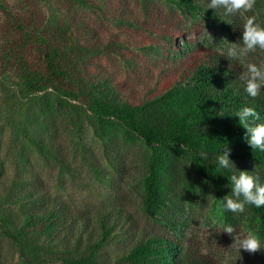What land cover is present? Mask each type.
I'll return each mask as SVG.
<instances>
[{
	"label": "trees",
	"instance_id": "1",
	"mask_svg": "<svg viewBox=\"0 0 264 264\" xmlns=\"http://www.w3.org/2000/svg\"><path fill=\"white\" fill-rule=\"evenodd\" d=\"M18 1L22 7L16 5L0 24V122L12 129L10 143L17 152L28 146L66 167L60 130L88 128L102 144V159L94 153L85 159L96 176L107 172L104 161L109 171L120 167L127 143L139 145L131 161L138 172L133 192L154 223V229L140 230L136 215L120 205L75 211L50 203L31 180L16 174L10 183L0 182V233L17 248L22 264H223L187 248L178 231L179 212L203 193L214 197L223 219L246 224L264 243V207L247 205L244 213H232L222 200L231 194L228 179L239 171L254 172L264 184V151L250 147L236 117L248 106L260 114L256 123H264V91L256 98L247 94L238 61L190 45L183 60L169 30L174 26L161 22L157 29L174 52L173 65H149L144 86L150 92L135 99L121 80L87 65L95 56L119 53L78 15L93 9L89 0ZM148 1L141 0L146 18ZM166 1L185 17L222 26L241 18L208 9L210 0ZM262 10L264 0H256L248 14ZM108 14L119 29H151L124 0L113 1ZM146 42L141 52L153 46ZM226 147L235 165L230 169L216 160ZM2 168L0 160V174ZM114 244L116 251H110Z\"/></svg>",
	"mask_w": 264,
	"mask_h": 264
},
{
	"label": "rangeland",
	"instance_id": "2",
	"mask_svg": "<svg viewBox=\"0 0 264 264\" xmlns=\"http://www.w3.org/2000/svg\"><path fill=\"white\" fill-rule=\"evenodd\" d=\"M89 1L93 9H83L78 15L95 27L94 30L102 42L113 44L112 47H116L120 54L98 55L89 60L87 65L95 70L102 69L121 80L124 83L123 89L127 92L126 95L135 99L147 96L150 92L144 86V78L150 73L148 71L150 67L155 64L153 69H161L164 65H173L174 52L159 35L161 29H157L161 22L168 21L174 26L175 29L169 30L176 33L177 53L182 54L184 60L188 59L184 52L185 45H190L192 50L199 52L215 49L220 53H226L229 43L242 41L243 25L246 18L250 16L248 13L240 15L238 23L222 26L205 17L199 19L185 17L166 0H149L147 2L149 18H146L141 0H124L130 10L142 21L147 19L146 26L151 29H119L108 17V12L115 0ZM27 3L29 4V1ZM16 5L21 6V1L0 0V24L6 18V13L11 12ZM255 16L257 22L264 26V10L257 11ZM145 41L153 46L141 52L138 47ZM114 43L120 45V48ZM262 61H264V51L257 50L249 54L243 63L239 61L238 63L245 70L247 63L259 65ZM170 76L171 72L168 70V76L165 77L170 78ZM12 137V129L0 122V160L3 162L0 182L2 185L7 180V183H10L16 174L21 173L24 178L31 180L40 192L49 196L50 203L57 200L75 211H93L111 205H120L136 215L140 230L154 229V223L141 212L140 198L133 192L138 172L131 167V161L140 151L139 145L127 143L123 154L126 160L120 167L113 172L109 171V165L104 161L107 172H101L99 176H96L85 159L88 153H94L93 156L102 159V144L88 128L83 133L67 126H63L60 130L58 138L67 157L66 167L43 158L36 150L28 146H18L22 151L17 152L14 145L10 143ZM20 168L22 169L19 172ZM0 191H2L1 187ZM219 210L216 200L210 193L198 194L194 199L186 202L183 211H180L177 217L180 221L178 231L185 246L223 264H264L263 242H261V250L255 254H250L243 249L239 251L238 247L232 248L235 236L243 238L248 232L254 233V231L246 224L223 219ZM229 225L235 229L233 236L224 232V228ZM108 249L116 251L117 247L114 244ZM0 264H22L17 248L1 233Z\"/></svg>",
	"mask_w": 264,
	"mask_h": 264
},
{
	"label": "clouds",
	"instance_id": "3",
	"mask_svg": "<svg viewBox=\"0 0 264 264\" xmlns=\"http://www.w3.org/2000/svg\"><path fill=\"white\" fill-rule=\"evenodd\" d=\"M256 0H210L208 9L222 8L226 15L239 14L244 15L252 12ZM226 51L228 60H235L241 63L245 58L255 53L257 50L264 51V26L257 22L255 15L248 16L243 25L242 41L239 43H229ZM239 79L244 82L247 94L256 98L264 90V61L259 65L256 63H247L244 71L241 72ZM240 125L246 130L245 140L250 147L255 150L264 151V123H256L261 119L260 114L252 107L245 106L236 113ZM231 148L223 149L222 154L216 157L218 166L222 169H230L234 162L230 160ZM202 159L207 160L208 155L201 152ZM248 171H239V174L230 176L231 194L225 196L224 207L232 213H244L247 205H253L256 208L264 207V184L259 182V176ZM235 229L232 226H226L224 232L232 235ZM233 236V235H232ZM235 243L232 248L240 251L243 249L250 254H255L261 250V241L258 235L248 232L243 238L234 237Z\"/></svg>",
	"mask_w": 264,
	"mask_h": 264
}]
</instances>
